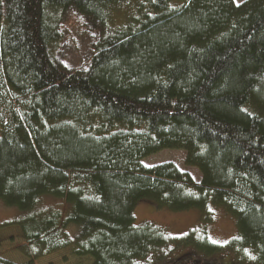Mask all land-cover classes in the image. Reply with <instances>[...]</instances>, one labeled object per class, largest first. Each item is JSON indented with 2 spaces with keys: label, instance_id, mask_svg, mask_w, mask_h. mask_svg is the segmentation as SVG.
Segmentation results:
<instances>
[{
  "label": "trees",
  "instance_id": "1",
  "mask_svg": "<svg viewBox=\"0 0 264 264\" xmlns=\"http://www.w3.org/2000/svg\"><path fill=\"white\" fill-rule=\"evenodd\" d=\"M130 1L0 0V200L29 212L23 264L64 249L92 264H264V0H141L110 28ZM66 9L99 31L82 72L53 59ZM165 150L200 183L142 165ZM44 196L63 208L34 213ZM141 201L198 210L200 237L135 226ZM216 207L235 223L224 245L207 236Z\"/></svg>",
  "mask_w": 264,
  "mask_h": 264
},
{
  "label": "rangeland",
  "instance_id": "2",
  "mask_svg": "<svg viewBox=\"0 0 264 264\" xmlns=\"http://www.w3.org/2000/svg\"><path fill=\"white\" fill-rule=\"evenodd\" d=\"M140 1L119 3L112 7L108 12L109 27L114 29L130 22V19L137 12V5ZM233 1L239 5L247 0ZM57 22L56 29L60 41L53 50L54 62L67 72L86 70L94 46L100 39L99 31L87 25L85 20L72 9L59 12ZM184 162L185 154L183 151L165 150L143 159L141 163L146 168L171 163L179 170L188 173L195 184H199L201 180L199 172L194 168L186 167ZM62 205L63 202L59 199L44 196L40 198L33 212L44 215L53 209L63 208ZM67 209L68 206H65L64 212H67ZM28 213L16 207L6 206L0 200V258L15 264H23L27 261L19 248L27 244L20 227L24 222L23 220L29 218ZM212 213L213 219L207 228V236L211 242L224 245L235 235L234 219L227 216L220 207H216ZM133 216L135 226L145 223L151 224L163 229L170 238L176 240H181L189 235L191 237L189 244H192L201 235V228H199L200 212L198 210L172 212L158 209L149 202L141 201L134 208ZM77 231L76 226H71L66 230V233L73 240ZM185 251L187 250H177L173 258L180 256ZM231 261L232 258L228 254L215 256V263L218 264H231ZM189 262H192V259ZM35 264H92V259L76 256L73 249H64L37 259Z\"/></svg>",
  "mask_w": 264,
  "mask_h": 264
}]
</instances>
